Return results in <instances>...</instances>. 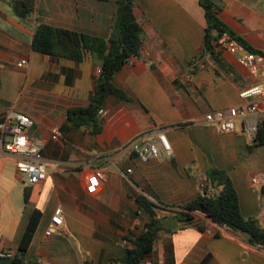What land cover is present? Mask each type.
Here are the masks:
<instances>
[{
  "label": "crops",
  "instance_id": "1",
  "mask_svg": "<svg viewBox=\"0 0 264 264\" xmlns=\"http://www.w3.org/2000/svg\"><path fill=\"white\" fill-rule=\"evenodd\" d=\"M218 1L219 16L237 41L261 52L264 0ZM123 2L0 0V115L15 110L31 116L30 134L42 145L47 167L46 180L30 185L19 176L14 158L0 159V264L12 263L35 210L42 219L25 264H125L131 240L150 222L138 197L184 211L180 207L202 194L213 168L231 178L242 215L257 217L264 226L263 190L252 184L264 174V146L254 145L258 120H239L230 133L205 121L207 114L231 107L263 110L258 97L240 96L259 77L222 47H215V58L201 55L207 22L199 0H138L134 14L142 27V47L113 79L130 100H106L98 133L69 120V112L89 106L101 62L90 53L77 62L35 51V28L43 24L108 40ZM15 3L31 14L20 17ZM55 130L62 134L59 140L52 137ZM160 131L171 154L161 150L157 158L139 159L131 144ZM97 170L104 172L105 182L96 178ZM13 179L23 186L21 207L12 198L16 190L5 192ZM58 207L64 225L47 236ZM158 217L177 219L163 212ZM194 217L193 223L177 219L176 229L160 231L139 264H202L208 257L206 264H264L263 248L201 212Z\"/></svg>",
  "mask_w": 264,
  "mask_h": 264
},
{
  "label": "trees",
  "instance_id": "2",
  "mask_svg": "<svg viewBox=\"0 0 264 264\" xmlns=\"http://www.w3.org/2000/svg\"><path fill=\"white\" fill-rule=\"evenodd\" d=\"M205 11L207 27L203 39L201 55L215 58V47L224 33L236 39L229 27L219 16L221 5L218 0H199ZM138 0H124L116 12V23L108 40L77 33L48 25L38 24L33 38V49L52 58H67L81 62L87 53L101 62V72L96 78L94 93L87 108L69 112V120L78 126L88 125L94 133L100 131L98 120L99 110L103 108L110 96L129 101L125 92L117 88L114 75L119 72L133 57L139 56L142 47V27L138 22L134 7ZM21 4H14V9L20 17H27L31 10L21 9ZM237 40V39H236ZM240 41V40H238ZM257 147L264 146V127L259 124L254 140ZM201 186L202 194L180 208L184 211L170 210L163 205H156L147 198L140 196L137 201L139 208L150 216L140 236L131 240L133 248L128 250V260L125 264H139L143 262L153 250L158 234L166 230L163 226L165 217L159 218L158 213L175 215L180 222L193 223L194 212H201L211 218L213 222L227 227L234 233L247 232L246 242L264 249V226L257 217L246 218L242 215L239 205L238 192L229 175L220 169L213 168L206 175ZM212 190V191H211ZM28 195H26V201ZM42 213L35 210L28 222L26 230L18 246V253L11 264H25L24 258L32 244L38 229ZM206 259L202 264H206ZM31 264H37L32 262Z\"/></svg>",
  "mask_w": 264,
  "mask_h": 264
},
{
  "label": "built area",
  "instance_id": "3",
  "mask_svg": "<svg viewBox=\"0 0 264 264\" xmlns=\"http://www.w3.org/2000/svg\"><path fill=\"white\" fill-rule=\"evenodd\" d=\"M217 46L238 55L240 64L255 72L259 77L256 85L241 92V98L258 97L264 103V49L261 52L249 50L228 33H224L220 37ZM25 63L22 62L19 66L25 65ZM106 114L107 110L102 108L99 110L98 116L103 118ZM251 117H255L259 124L264 127V109H259L257 105L217 110L207 114L205 121L208 124L218 126L224 133H230L235 130L237 121L247 122ZM33 125V119L25 113L11 110L0 115V159L3 157L14 158L19 176L30 185L41 183L47 178V167L42 155V145L37 143L30 134ZM52 137L55 140H59L62 138V134L60 131L55 130L52 133ZM131 149L143 161L159 157L161 150L167 155L172 152L171 144L166 134L162 131L151 138L149 136L138 138L131 144ZM127 172L130 173L131 170ZM95 174L98 180L106 181V175L102 170H97ZM252 184L261 187L263 190L260 217L262 222H264V174L254 177ZM63 216V208L58 207L46 232L47 236H50L53 230L63 227ZM6 256H9V254L1 255V257Z\"/></svg>",
  "mask_w": 264,
  "mask_h": 264
},
{
  "label": "rangeland",
  "instance_id": "4",
  "mask_svg": "<svg viewBox=\"0 0 264 264\" xmlns=\"http://www.w3.org/2000/svg\"><path fill=\"white\" fill-rule=\"evenodd\" d=\"M19 185H17V181L15 179H13V183H10L9 185H7V189H5V192L10 191V190H16L14 192V194L12 195V198L15 199V204L17 203L19 205V207H21V195H20V188L23 190V186L21 185V183H18ZM18 186V187H17ZM20 186V187H19ZM264 223V222H263ZM10 228H7V231H9Z\"/></svg>",
  "mask_w": 264,
  "mask_h": 264
},
{
  "label": "water",
  "instance_id": "5",
  "mask_svg": "<svg viewBox=\"0 0 264 264\" xmlns=\"http://www.w3.org/2000/svg\"><path fill=\"white\" fill-rule=\"evenodd\" d=\"M163 226L166 230H174L178 227L177 219L175 217L169 218L163 222ZM240 234L245 240L249 238V234L247 232H241Z\"/></svg>",
  "mask_w": 264,
  "mask_h": 264
}]
</instances>
